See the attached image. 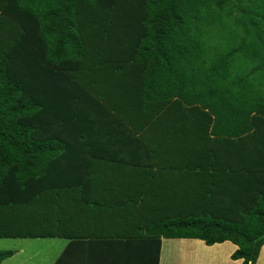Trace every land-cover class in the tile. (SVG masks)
<instances>
[{
  "label": "trees",
  "instance_id": "trees-1",
  "mask_svg": "<svg viewBox=\"0 0 264 264\" xmlns=\"http://www.w3.org/2000/svg\"><path fill=\"white\" fill-rule=\"evenodd\" d=\"M94 122L136 157L98 153ZM92 163L93 189L130 191L110 204L133 209L127 233L229 240L255 264L264 0H0V238L111 233L83 224Z\"/></svg>",
  "mask_w": 264,
  "mask_h": 264
},
{
  "label": "crops",
  "instance_id": "crops-1",
  "mask_svg": "<svg viewBox=\"0 0 264 264\" xmlns=\"http://www.w3.org/2000/svg\"><path fill=\"white\" fill-rule=\"evenodd\" d=\"M95 125L98 128L97 131L94 130L95 135L90 141L97 145L98 153L110 157L117 154L119 160L136 157L134 152L137 150V146L133 137L125 131L114 132L111 129V132L115 135L112 137L109 131L105 129V125L100 123ZM68 141L66 144L69 147L76 143L75 139ZM62 154L63 151H61ZM69 155L70 152L67 151L63 156L68 157ZM99 168H101L99 163L96 165L92 163L85 171L87 185L81 188H83V192L89 195V199L94 200L87 205L88 208H94V210L88 211L87 220L90 221L85 220L83 224H92L95 227L100 224H112L114 226L112 232L110 233L109 230V233L99 235L97 234L98 230L93 229L91 236L78 238L77 240L58 237L41 238L46 239L47 242L44 244L49 248V250H45L47 254H45L46 258L42 264H242V258H231V254L236 250L237 245L229 240L207 245L202 239L198 238L138 236L134 230L131 234L127 233L131 227H127V229L125 227L132 226L133 216L131 217V213L133 209L128 207L125 212L118 206L110 204L112 203L111 200L115 199L113 195L130 191L126 188L117 187L116 190H112L108 186H104L106 191H101V187L93 189L97 185H101V182L98 183L95 180L100 177ZM108 194H111L109 200H107V197L105 202H98ZM99 197L101 198L99 199ZM127 211H131V213ZM263 247L264 244L260 248L255 264H264L262 260L259 263ZM42 249L36 247V258L40 259L38 254ZM13 250L14 254L2 260L0 264H15L13 260L18 254L22 253V249L15 248Z\"/></svg>",
  "mask_w": 264,
  "mask_h": 264
},
{
  "label": "rangeland",
  "instance_id": "rangeland-1",
  "mask_svg": "<svg viewBox=\"0 0 264 264\" xmlns=\"http://www.w3.org/2000/svg\"><path fill=\"white\" fill-rule=\"evenodd\" d=\"M46 239L41 238H0V249H15L21 248L22 253L18 254L16 258L13 260L15 264H42L44 259L46 258L47 251L49 250L48 246L44 244ZM36 247L43 248L40 254H38L39 258H36ZM264 261V247L261 252L259 263ZM9 263V262H8Z\"/></svg>",
  "mask_w": 264,
  "mask_h": 264
}]
</instances>
